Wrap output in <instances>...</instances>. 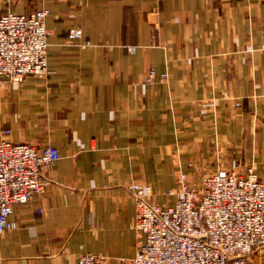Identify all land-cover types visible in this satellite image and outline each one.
<instances>
[{
	"label": "crops",
	"instance_id": "1",
	"mask_svg": "<svg viewBox=\"0 0 264 264\" xmlns=\"http://www.w3.org/2000/svg\"><path fill=\"white\" fill-rule=\"evenodd\" d=\"M45 9L51 73L0 77V139L61 159L15 206L0 264H129L143 240L132 183L168 205L180 171L264 181V0H0V17Z\"/></svg>",
	"mask_w": 264,
	"mask_h": 264
},
{
	"label": "built area",
	"instance_id": "2",
	"mask_svg": "<svg viewBox=\"0 0 264 264\" xmlns=\"http://www.w3.org/2000/svg\"><path fill=\"white\" fill-rule=\"evenodd\" d=\"M49 14L45 9L0 17V77L21 83L27 76L51 73ZM82 36L81 28L70 31L71 40ZM168 77L163 74L159 82ZM156 81L151 69L146 82ZM10 135L6 129L0 139V235L16 229L15 206L44 192L45 169L61 159L56 147L16 144ZM129 189L135 229L143 239L129 264H254V256L264 249V181L252 169L220 168L198 182L180 171L176 189L167 193L173 198L168 205L155 201L148 184L132 183ZM79 264H108V259L85 253Z\"/></svg>",
	"mask_w": 264,
	"mask_h": 264
}]
</instances>
